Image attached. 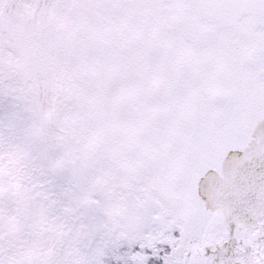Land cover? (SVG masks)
<instances>
[{"label": "snow or ice", "instance_id": "snow-or-ice-1", "mask_svg": "<svg viewBox=\"0 0 264 264\" xmlns=\"http://www.w3.org/2000/svg\"><path fill=\"white\" fill-rule=\"evenodd\" d=\"M0 264H264V0H0Z\"/></svg>", "mask_w": 264, "mask_h": 264}]
</instances>
